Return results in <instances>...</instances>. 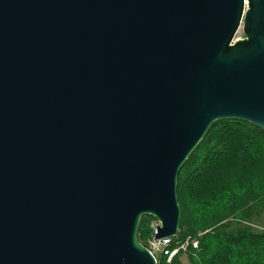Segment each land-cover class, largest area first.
<instances>
[{"label":"water","instance_id":"obj_1","mask_svg":"<svg viewBox=\"0 0 264 264\" xmlns=\"http://www.w3.org/2000/svg\"><path fill=\"white\" fill-rule=\"evenodd\" d=\"M221 120L264 131V0H0V264H157Z\"/></svg>","mask_w":264,"mask_h":264},{"label":"trees","instance_id":"obj_2","mask_svg":"<svg viewBox=\"0 0 264 264\" xmlns=\"http://www.w3.org/2000/svg\"><path fill=\"white\" fill-rule=\"evenodd\" d=\"M177 197V237L199 242L186 255L192 264H264V232L253 227L264 212L262 129L245 121L213 123L179 172ZM153 220L141 217L140 243L151 237ZM180 255L157 264H180Z\"/></svg>","mask_w":264,"mask_h":264},{"label":"built area","instance_id":"obj_3","mask_svg":"<svg viewBox=\"0 0 264 264\" xmlns=\"http://www.w3.org/2000/svg\"><path fill=\"white\" fill-rule=\"evenodd\" d=\"M156 225L151 224L153 233ZM153 233L151 237L145 241V244L142 245L149 250L157 263L161 259H164L166 263H169L175 255L179 253L188 255L190 252H196L199 248V242L195 238L187 237L179 239L176 234L174 236L154 239Z\"/></svg>","mask_w":264,"mask_h":264},{"label":"rangeland","instance_id":"obj_4","mask_svg":"<svg viewBox=\"0 0 264 264\" xmlns=\"http://www.w3.org/2000/svg\"><path fill=\"white\" fill-rule=\"evenodd\" d=\"M241 37H244V33L242 31V25L239 27V29L237 30L235 34V38L239 39ZM256 220L258 222L257 224H253L254 232L255 233L264 232V212H260V217H258ZM156 223H158L156 220H153L151 222L152 225H156ZM179 261H180V264H192L189 258H187L186 254H181L179 257Z\"/></svg>","mask_w":264,"mask_h":264}]
</instances>
